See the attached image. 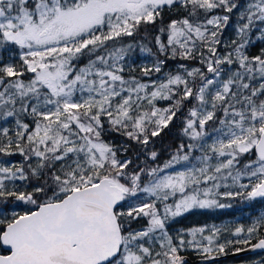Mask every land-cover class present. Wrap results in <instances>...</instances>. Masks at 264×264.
<instances>
[{
	"label": "snow or ice",
	"instance_id": "1",
	"mask_svg": "<svg viewBox=\"0 0 264 264\" xmlns=\"http://www.w3.org/2000/svg\"><path fill=\"white\" fill-rule=\"evenodd\" d=\"M177 121L157 164L153 141ZM13 155L0 264L264 252V212L169 230L223 200L264 202V0H0V158Z\"/></svg>",
	"mask_w": 264,
	"mask_h": 264
},
{
	"label": "trees",
	"instance_id": "2",
	"mask_svg": "<svg viewBox=\"0 0 264 264\" xmlns=\"http://www.w3.org/2000/svg\"><path fill=\"white\" fill-rule=\"evenodd\" d=\"M143 32L144 30L141 29V34H143ZM228 32H232V29L229 28ZM253 51H256V49H253ZM81 63H83V61H81ZM179 128H180V124L177 121L175 124L170 126L169 129L164 130L161 133V135L153 141L154 149L160 153V156L158 160L156 161L157 164H162L165 160H167L169 157V153L172 150H174L175 147L180 143L181 136L179 134ZM105 139L114 141L116 143H120L121 141L126 142L124 137H121L115 134L106 136ZM132 148H133V151H130L127 154L130 157L134 156V153L136 151H139V149L137 148L135 144L132 145ZM140 159L141 161H143L144 157L141 156ZM0 160L19 163L21 162L22 157L19 155H13L10 157L0 158ZM149 163L151 164V161H149ZM222 202L226 204H231L232 207H230L227 210L213 209L208 212H202V211L191 212L186 215L187 216L186 218L192 219L193 217L195 219H192V221L195 223V225H200V224H204L208 222H215V221L225 220V219L234 218V217L236 218L240 216L244 217L246 215H255V214L257 215V214H260L261 212H264V202H261V201L244 202L240 199H236V200H223ZM29 207L31 206L22 205L17 210L22 212L24 210L26 211ZM20 208H23V209L21 210ZM144 223L146 222L143 220L140 221L141 225ZM231 251H233V249H228L227 253ZM239 259H240L239 257H234L232 258V261L237 262L239 261ZM214 264H230V263H227V262L225 263V261H219Z\"/></svg>",
	"mask_w": 264,
	"mask_h": 264
},
{
	"label": "rangeland",
	"instance_id": "3",
	"mask_svg": "<svg viewBox=\"0 0 264 264\" xmlns=\"http://www.w3.org/2000/svg\"><path fill=\"white\" fill-rule=\"evenodd\" d=\"M230 34H231V32H227L226 33V35H230ZM0 162H3V161L0 160ZM11 163H15V162H11ZM20 209L22 210L23 208H20ZM227 209H229V208H224L223 210H227ZM196 211L208 212V211H211V210H194L192 212H196ZM187 214H189V213H187ZM257 215L255 214V215H246L244 217H242V216L236 217V218L234 217V218H229V219H225V220H219V221H215V222H211V223H207V224H203V225H209V226L215 225L217 227L227 226L230 229H234L236 226L241 225V224L244 225L245 227H247L248 225L251 224L252 220ZM178 218H180V217H178ZM178 218H176L175 221H170V229H169L170 231L174 232L176 229H183L182 227H178L175 224L178 221L177 220ZM203 225H201V226H203ZM224 238H231V236L229 234L225 233V234H222V239H224Z\"/></svg>",
	"mask_w": 264,
	"mask_h": 264
},
{
	"label": "flooded vegetation",
	"instance_id": "4",
	"mask_svg": "<svg viewBox=\"0 0 264 264\" xmlns=\"http://www.w3.org/2000/svg\"><path fill=\"white\" fill-rule=\"evenodd\" d=\"M186 215H184V216H182V217L177 219L178 221L175 224L178 227H182L183 229H187V228H190V227H193V226H201V225H203V224L195 225V223L192 221V219H195V218H193V217H192V219L191 218H186L187 217ZM208 223H211V222H208ZM204 224H207V223H204ZM182 254H188L193 261L198 259V257L195 254H193L192 252H187V253H182ZM260 256H264V252H260V253L255 254V255L239 257L240 259L237 262L232 261V258H226V259H222V260H218V261L212 262V264L217 263L219 261H225V263L227 262V263H230V264H248V262L250 260L259 259ZM188 264H198V262H190L189 261Z\"/></svg>",
	"mask_w": 264,
	"mask_h": 264
},
{
	"label": "water",
	"instance_id": "5",
	"mask_svg": "<svg viewBox=\"0 0 264 264\" xmlns=\"http://www.w3.org/2000/svg\"><path fill=\"white\" fill-rule=\"evenodd\" d=\"M233 253H234V250L231 251V252H228L226 255H222V256L218 257V258L215 259L213 262L218 261V260H222V259H226V258L249 256V255H253V254H255V253H259V251H257V252L244 251V252H240V253H237V254H233ZM183 255H185V256L187 257L188 262H189V261H190V262H198V259H199V258L193 261V260L190 258V256H189L188 254H183Z\"/></svg>",
	"mask_w": 264,
	"mask_h": 264
}]
</instances>
